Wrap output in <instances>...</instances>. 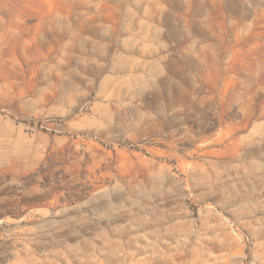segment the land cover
<instances>
[{
  "label": "rangeland",
  "instance_id": "1",
  "mask_svg": "<svg viewBox=\"0 0 264 264\" xmlns=\"http://www.w3.org/2000/svg\"><path fill=\"white\" fill-rule=\"evenodd\" d=\"M0 264H264V0H0Z\"/></svg>",
  "mask_w": 264,
  "mask_h": 264
}]
</instances>
